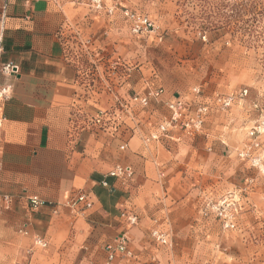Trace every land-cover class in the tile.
<instances>
[{"label": "crops", "instance_id": "0c3cea01", "mask_svg": "<svg viewBox=\"0 0 264 264\" xmlns=\"http://www.w3.org/2000/svg\"><path fill=\"white\" fill-rule=\"evenodd\" d=\"M83 6L75 0H0V66L18 69L17 74H0V88L10 87V99L0 100L5 116L0 130V264H104L106 247L123 232L134 257L113 264H187L195 246L197 256L209 258L218 252L221 229L201 218L202 204L217 198L225 189L223 179L236 174L234 155L224 147L229 142L211 114L197 136L172 129L171 139L159 136L146 143L145 138L159 134L166 103L194 98L190 91H170L158 79L151 81V90L162 94L143 112L119 92L134 113L132 120L95 137L77 134L73 120L78 114H94L111 102L91 95L68 52L75 34L81 39L96 30L74 29L86 17ZM114 35L112 29V40ZM111 45L124 49L118 41ZM127 87L134 96L146 94L138 79ZM117 166L133 176L110 177ZM24 192L58 205L57 213L48 207L32 211L20 198ZM81 192L92 207L77 213L65 203ZM6 196H13V202L5 203ZM123 212L135 215L138 224L126 226ZM154 229L167 237L168 245L150 239ZM35 236L47 246H35ZM235 236L226 235V240L231 243ZM226 248V255L234 257L230 245Z\"/></svg>", "mask_w": 264, "mask_h": 264}, {"label": "rangeland", "instance_id": "374dc122", "mask_svg": "<svg viewBox=\"0 0 264 264\" xmlns=\"http://www.w3.org/2000/svg\"><path fill=\"white\" fill-rule=\"evenodd\" d=\"M75 2L84 5L87 14L74 29L96 30L81 39L75 34L68 52L91 95L111 102L94 114H78L74 131L98 136L102 131L94 127V119L99 111L110 113L105 131L111 132L133 119L129 104L148 109L151 104L143 107L132 102L133 91L127 87L132 79L147 87L146 93L151 91V81L158 79L170 91L192 95L199 89L197 98L204 103L211 104L218 96L234 97L228 110L211 116L229 142L224 147L234 155L236 174L223 179L224 191L202 205L233 202L237 227L226 233L216 220L201 214L221 229L218 252L209 258L197 256L195 246L186 263L264 264V0H102L100 9L90 0ZM124 10L150 19L161 41L133 35ZM116 41L124 45L123 50L113 48L111 43ZM122 90L130 96L129 104L122 102ZM166 115L161 113V119ZM258 158L261 164L257 165L254 159ZM241 214L246 217L238 224ZM232 233L236 239L229 243L226 235ZM227 245L234 251L232 258L226 255Z\"/></svg>", "mask_w": 264, "mask_h": 264}, {"label": "built area", "instance_id": "2783aa9c", "mask_svg": "<svg viewBox=\"0 0 264 264\" xmlns=\"http://www.w3.org/2000/svg\"><path fill=\"white\" fill-rule=\"evenodd\" d=\"M6 1V0H4ZM92 6H95L96 9L102 7V0H90ZM124 17L131 23V33L135 36H147V37H156L161 39L158 34V29H155L154 25L145 16L137 15L132 11L124 10ZM18 69L16 66L11 64H6L0 66V74L9 75L17 74ZM162 94L161 89L151 90L143 96H134L132 102L136 105L143 107L148 106L151 100H156ZM194 98L186 103L180 99L168 102L165 104L167 109V115L161 119V123L158 127L159 134L151 135L150 137L145 138V142L157 140L159 136L169 137V132L172 129L179 130L182 135L187 137L197 136L202 133L206 120L210 117L213 112H222L228 110L233 101L234 97H215L212 100V103H204L201 100H198V95L200 94L199 89L193 90ZM10 99V87L0 88V100L8 101ZM110 120V113L107 111H99L98 115L94 119V127L98 128L99 132H103L108 128V121ZM5 121V116L0 115V130ZM254 133H251L253 136ZM171 139V138H170ZM257 147L258 144L255 143ZM244 155V154H242ZM256 164H261V159H254ZM110 177L119 178V179H130L133 176L132 171L127 170L121 166L115 167L110 173ZM20 198L25 199L28 207L32 211H39L42 208L48 207L51 209L52 213H57L58 205L51 202H46L35 195H26L25 192L20 195ZM4 202L10 204L13 202V196L4 197ZM65 206L72 211L77 213H82L84 210L92 207V202L86 193H78L74 195L68 202L65 203ZM237 207L233 202H227V200H221L218 202H207L203 209L202 215L205 218H212L216 220L224 231H233L237 227L236 222V213ZM120 218L124 224L128 227H135L138 224V218L135 215L128 214L123 212L120 215ZM20 234L26 236V231H20ZM150 239L157 241L160 245H168L167 237L160 233L157 229H154L149 234ZM33 243L35 246L45 248L47 244L38 236L33 238ZM106 260L104 264H113L117 259L120 260H130L134 257L133 250L131 248L130 239L127 235V232L119 234L113 244L106 247Z\"/></svg>", "mask_w": 264, "mask_h": 264}]
</instances>
